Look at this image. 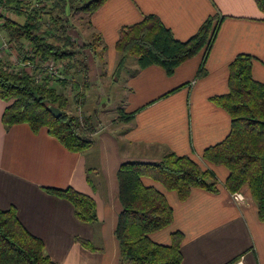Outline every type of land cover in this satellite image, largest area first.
I'll use <instances>...</instances> for the list:
<instances>
[{"label": "crops", "instance_id": "1", "mask_svg": "<svg viewBox=\"0 0 264 264\" xmlns=\"http://www.w3.org/2000/svg\"><path fill=\"white\" fill-rule=\"evenodd\" d=\"M145 15L159 17L180 41L190 39L208 17L223 18L206 76L197 78L203 53L172 75L155 65L135 75L129 69L122 108L130 120L115 128L97 120L94 146L83 153L67 150L46 128L35 132L26 123L7 128L3 114L8 103L0 96V208L14 207L23 226L43 241L45 254L56 264H119L118 170L127 161H157L173 152L212 170L219 192L194 188L180 200L175 191L143 177L146 186L166 196L174 213L173 223L152 233L151 239L170 245L172 234L182 233V264H264V223L255 201L246 190L245 199L236 201V194L225 187L228 170L203 158L204 151L231 130L230 115L211 100L229 92L230 63L239 54L251 55L253 76L264 83V13L254 0H108L89 19L91 34H99L107 47L106 68L94 61L89 72L117 70L121 29ZM15 16V21L25 22ZM4 37L0 28V43ZM46 187H72L92 197L98 221L81 222L73 205ZM77 238L91 242L95 250Z\"/></svg>", "mask_w": 264, "mask_h": 264}, {"label": "trees", "instance_id": "2", "mask_svg": "<svg viewBox=\"0 0 264 264\" xmlns=\"http://www.w3.org/2000/svg\"><path fill=\"white\" fill-rule=\"evenodd\" d=\"M108 0H0V7L25 19L19 23L0 13L1 29L10 42L30 48L25 58L39 71L7 70L0 61V96L8 103L3 114L7 128L28 124L35 132L46 128L67 150L83 153L94 146L97 125L92 116L70 115V102L64 91L67 81L62 75L75 77L89 73L83 49L89 48L96 57L104 56L107 47L99 34L96 42L80 49L69 35L72 18L84 14L90 17ZM264 13V0H254ZM223 18L208 17L188 40L176 39L171 29L156 15H145L131 26L123 27L116 44L121 54L119 67L126 60H136L138 69L155 65L172 75L177 67L200 53L203 58L197 78L206 76V64L217 39ZM99 47V48H98ZM99 50V51H98ZM53 60L62 63L61 77L47 75L46 69L36 61ZM253 57L239 54L229 65V92L211 100L225 109L231 117L229 135L220 143L207 148L205 161L225 167L229 174L225 187L231 194L249 191L264 223V83L252 73ZM7 67V66H6ZM104 68L106 64L104 62ZM85 91L90 84L85 77ZM85 96V92H81ZM59 107L63 113L55 117L49 106ZM124 114V110L121 111ZM125 115V114H124ZM130 120V117H124ZM143 177L150 178L166 190L175 191L180 200L189 197L192 189L219 192V180L210 169H203L196 161L173 152L157 161H127L118 173L119 198L122 210L115 228L119 244V264H182L181 250L184 236L172 234L170 245L155 243L150 235L165 229L174 221V213L166 196L154 186H146ZM45 190L68 200L75 216L81 222L98 221L95 200L72 187ZM84 247L95 250L91 242L77 238ZM43 241L32 235L21 223L14 207L0 208V264H56L45 254Z\"/></svg>", "mask_w": 264, "mask_h": 264}, {"label": "rangeland", "instance_id": "3", "mask_svg": "<svg viewBox=\"0 0 264 264\" xmlns=\"http://www.w3.org/2000/svg\"><path fill=\"white\" fill-rule=\"evenodd\" d=\"M0 13L11 18L16 17L14 12L6 11L2 7H0ZM1 23L2 20H0V28ZM70 25L69 35L72 37L74 42L77 43L78 49L83 47L85 44L87 45V43H97L95 38L96 34H91L89 17L84 14L75 16L72 18ZM24 46L25 49L20 48L22 46H20L18 42H10L6 37H4L0 43V61L7 70L28 71L29 73L33 72L37 75V73L39 74V71L36 69L35 64H33L31 60L25 58L26 51L28 52L26 56L32 55L29 54L30 48L27 44H24ZM82 51L89 66H94V61H97L101 68L104 66V56L101 55L99 58L96 57V55H94L89 48H86L85 50L83 49ZM38 60L39 59H36V61ZM53 62V60H49L47 65H54ZM37 63L41 66L45 65V63L41 61H38ZM55 65L61 67L60 71L64 68L62 63L56 62ZM136 66H138L136 60L130 58L123 63L121 68L118 65L115 72L112 69H105L106 73H104V70L101 72V70L98 69L96 73L94 70H92V72L90 70L88 74H81L75 77L63 74L62 79L67 81V88L64 93L70 102L67 113L70 115L80 116L85 114L87 116H92L96 125H99L98 121L101 120L108 123L113 128L118 126V124L123 121L125 122V115L121 112L124 104V77L129 73V69L133 70ZM60 71H58V73L61 77ZM85 77L90 84V89H88V91H85V86L83 85ZM81 92H85L84 97L81 96Z\"/></svg>", "mask_w": 264, "mask_h": 264}, {"label": "built area", "instance_id": "4", "mask_svg": "<svg viewBox=\"0 0 264 264\" xmlns=\"http://www.w3.org/2000/svg\"><path fill=\"white\" fill-rule=\"evenodd\" d=\"M43 67L46 69L47 75H49L51 77H60L58 71H60L61 67L55 65V63H54V65L50 64L49 66L46 63L45 65H43ZM235 194H236L235 195L236 201H243L245 199L243 192H237Z\"/></svg>", "mask_w": 264, "mask_h": 264}, {"label": "water", "instance_id": "5", "mask_svg": "<svg viewBox=\"0 0 264 264\" xmlns=\"http://www.w3.org/2000/svg\"><path fill=\"white\" fill-rule=\"evenodd\" d=\"M49 110L57 118L60 117L62 115V113H63V111L59 107H56L54 105H50L49 106Z\"/></svg>", "mask_w": 264, "mask_h": 264}]
</instances>
